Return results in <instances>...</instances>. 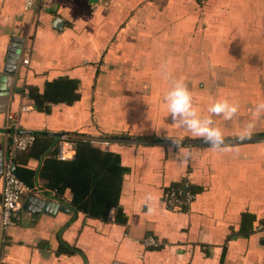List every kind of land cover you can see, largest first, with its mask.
Returning <instances> with one entry per match:
<instances>
[{
  "label": "crops",
  "instance_id": "1",
  "mask_svg": "<svg viewBox=\"0 0 264 264\" xmlns=\"http://www.w3.org/2000/svg\"><path fill=\"white\" fill-rule=\"evenodd\" d=\"M32 1L24 10L23 0H0L1 165L12 123L39 136L12 160L34 176L13 224H0V264H264V139L224 151L180 145L178 154L176 145L90 141L126 169L105 218L76 212L70 190L40 176L52 157L40 155L42 137L53 134L203 140L168 113L172 79L183 78L201 114L219 97L239 104L231 120L214 117L225 140L264 135V112H251L264 102V0ZM13 43L21 50L7 78ZM249 120L255 127L242 137ZM72 141L71 156L56 160L74 159ZM169 188L190 192V206L167 209ZM147 236L161 247H144Z\"/></svg>",
  "mask_w": 264,
  "mask_h": 264
},
{
  "label": "trees",
  "instance_id": "2",
  "mask_svg": "<svg viewBox=\"0 0 264 264\" xmlns=\"http://www.w3.org/2000/svg\"><path fill=\"white\" fill-rule=\"evenodd\" d=\"M34 136L36 141L39 136ZM42 138H46L48 143L40 155L53 157L45 159L40 170L47 188L57 192L69 189L73 209L94 218H105L111 209L118 208L122 176L126 169L120 164L117 155L92 148L90 141L67 139L73 140L75 144V157L68 161H58L54 158L57 137ZM14 174L26 185H30V179L34 176L28 170L22 175L15 169Z\"/></svg>",
  "mask_w": 264,
  "mask_h": 264
},
{
  "label": "clouds",
  "instance_id": "3",
  "mask_svg": "<svg viewBox=\"0 0 264 264\" xmlns=\"http://www.w3.org/2000/svg\"><path fill=\"white\" fill-rule=\"evenodd\" d=\"M165 76L167 77L166 72ZM164 102L173 122L181 129L194 137L202 138L214 150H225L224 134L221 128L217 126L214 117L231 120L239 111L237 102L219 97L208 106L207 112L211 115L201 114L198 112L193 101V94L183 78L172 79L164 96ZM251 112L253 116L264 112V102L257 103ZM254 127L255 121L249 120L243 128L241 136L250 135ZM173 143L177 146L178 154L181 148V140H173ZM146 199H152L151 195H148Z\"/></svg>",
  "mask_w": 264,
  "mask_h": 264
},
{
  "label": "built area",
  "instance_id": "4",
  "mask_svg": "<svg viewBox=\"0 0 264 264\" xmlns=\"http://www.w3.org/2000/svg\"><path fill=\"white\" fill-rule=\"evenodd\" d=\"M24 10L32 7V0H23ZM22 63L26 65L27 59ZM8 119L13 122L11 116ZM13 133L9 140V152L5 163L2 165L1 187H0V224L1 229L5 230L13 224V214L20 207L21 196L28 190V187L12 171V160L17 152L25 151L31 147L35 141L33 133L17 132L16 123H12ZM66 139H59L57 144L56 158L59 160L67 159L73 153L70 146H66ZM193 195L190 192L181 191L177 188H169L163 192V203L169 210L186 209L190 206ZM144 247H161L162 243L151 236L140 240Z\"/></svg>",
  "mask_w": 264,
  "mask_h": 264
},
{
  "label": "water",
  "instance_id": "5",
  "mask_svg": "<svg viewBox=\"0 0 264 264\" xmlns=\"http://www.w3.org/2000/svg\"><path fill=\"white\" fill-rule=\"evenodd\" d=\"M15 42V41H13ZM21 50L20 44L13 43L11 47L8 50L4 70L3 73L7 75L9 78L10 75H13L15 72V68L17 65V61L19 59ZM1 80H4L3 78H0ZM6 80V78H5ZM0 89L4 90L6 89V84L1 85ZM47 134V133H46ZM50 135V134H47ZM52 136H55L59 139H79V140H86V141H99L104 143H131V144H141V143H153V144H165V145H175L173 141H164V142H146V141H139L136 139H123V138H117V137H93V136H85V135H79V134H53ZM264 139V135L262 136H254V137H245V138H239V139H229L225 140V143H234V142H242V141H251V140H259ZM195 145V144H207L203 140H181L180 145ZM12 171H14V164L12 163ZM2 172V165L0 160V173ZM28 186V185H27ZM29 188V187H28Z\"/></svg>",
  "mask_w": 264,
  "mask_h": 264
},
{
  "label": "flooded vegetation",
  "instance_id": "6",
  "mask_svg": "<svg viewBox=\"0 0 264 264\" xmlns=\"http://www.w3.org/2000/svg\"><path fill=\"white\" fill-rule=\"evenodd\" d=\"M34 134V133H33Z\"/></svg>",
  "mask_w": 264,
  "mask_h": 264
}]
</instances>
